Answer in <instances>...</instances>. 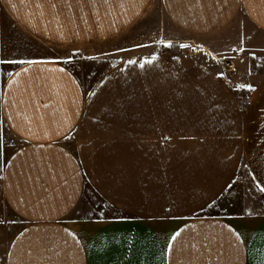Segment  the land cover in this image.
<instances>
[{"label":"crops","instance_id":"crops-1","mask_svg":"<svg viewBox=\"0 0 264 264\" xmlns=\"http://www.w3.org/2000/svg\"><path fill=\"white\" fill-rule=\"evenodd\" d=\"M20 35L128 53L84 86L73 58L6 69ZM262 187L264 0H0V264H262Z\"/></svg>","mask_w":264,"mask_h":264},{"label":"rangeland","instance_id":"rangeland-1","mask_svg":"<svg viewBox=\"0 0 264 264\" xmlns=\"http://www.w3.org/2000/svg\"><path fill=\"white\" fill-rule=\"evenodd\" d=\"M155 4V2H154ZM148 15L143 18L142 21L138 23L137 26H134L132 29H129L123 33L121 36L122 43H129L130 41H136V39L142 38V35L149 32H156L158 26L161 29L162 22V12L159 8L154 5L153 8L149 10ZM18 37V36H17ZM117 43V41H114ZM108 49L113 47L109 42L100 45V48ZM101 48V49H102ZM98 45L95 47L89 46L81 49H75L71 47L59 46L55 44H50L47 42H42L39 40H31L29 37L21 36L18 38L11 39V45L9 47V53H3V60L5 68H11L14 65L20 63L23 60L42 57V58H58V59H67L73 58L69 61L70 65L73 68V71L79 77L80 81L84 86L89 85L95 79V77L100 73L105 67L113 63L114 61L122 58L128 51L123 53H111L105 56L92 57L91 55L98 52ZM131 50V49H129ZM83 55H88L85 59H79L81 53ZM235 196H243V194H234ZM232 194L230 190L227 191L222 200L229 205L232 202ZM97 205V204H95ZM100 205L96 206L99 207ZM107 211L108 208H107ZM260 211H264V208H261ZM18 222V221H17ZM15 220L11 221L10 231L17 225Z\"/></svg>","mask_w":264,"mask_h":264},{"label":"built area","instance_id":"built-area-1","mask_svg":"<svg viewBox=\"0 0 264 264\" xmlns=\"http://www.w3.org/2000/svg\"><path fill=\"white\" fill-rule=\"evenodd\" d=\"M190 52L193 54H198L200 56H211L213 57L218 64L220 65L223 72H230L234 68V56H222L218 57L210 53L203 45L201 44H191ZM242 90H237L236 93H241Z\"/></svg>","mask_w":264,"mask_h":264},{"label":"snow or ice","instance_id":"snow-or-ice-1","mask_svg":"<svg viewBox=\"0 0 264 264\" xmlns=\"http://www.w3.org/2000/svg\"><path fill=\"white\" fill-rule=\"evenodd\" d=\"M184 47L187 46L185 45ZM247 87L249 88V90H254L251 85H247ZM261 190L264 191V187H262ZM176 235H179V233H177ZM172 239H175V236H173ZM262 264H264V262H262Z\"/></svg>","mask_w":264,"mask_h":264}]
</instances>
